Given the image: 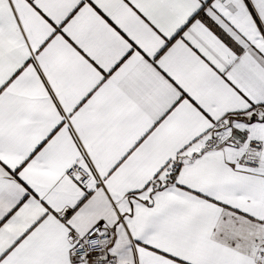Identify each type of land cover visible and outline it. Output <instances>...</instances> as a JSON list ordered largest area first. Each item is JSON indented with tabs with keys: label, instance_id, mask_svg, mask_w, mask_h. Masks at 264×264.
Returning a JSON list of instances; mask_svg holds the SVG:
<instances>
[{
	"label": "snow or ice",
	"instance_id": "1",
	"mask_svg": "<svg viewBox=\"0 0 264 264\" xmlns=\"http://www.w3.org/2000/svg\"><path fill=\"white\" fill-rule=\"evenodd\" d=\"M0 264H264V0H0Z\"/></svg>",
	"mask_w": 264,
	"mask_h": 264
}]
</instances>
